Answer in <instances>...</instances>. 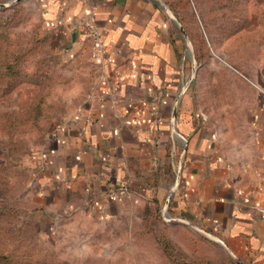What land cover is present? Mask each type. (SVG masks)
Listing matches in <instances>:
<instances>
[{"label": "crops", "instance_id": "crops-1", "mask_svg": "<svg viewBox=\"0 0 264 264\" xmlns=\"http://www.w3.org/2000/svg\"><path fill=\"white\" fill-rule=\"evenodd\" d=\"M22 2L73 82L42 144L21 160L19 204L46 228L43 240L58 248V227L81 217L105 220L118 242L124 218L160 210L187 256H203L207 238L238 264H264V59L226 72L205 59L191 71L176 0ZM89 13L105 45L100 62L78 24ZM31 92L16 87L8 110L26 108ZM155 256L149 264H177Z\"/></svg>", "mask_w": 264, "mask_h": 264}, {"label": "rangeland", "instance_id": "rangeland-1", "mask_svg": "<svg viewBox=\"0 0 264 264\" xmlns=\"http://www.w3.org/2000/svg\"><path fill=\"white\" fill-rule=\"evenodd\" d=\"M4 1L7 0H0V2ZM22 1L24 0L14 2L9 6L18 3V6L20 5V8H18L20 9L19 13L21 15L24 12L28 13V19L24 22V30L31 32L35 29L37 22L33 13L27 10ZM160 1L162 3L164 0ZM178 1L176 2L178 3ZM184 1H187V3H182L180 0L177 6L184 11L182 17L187 22L185 27L191 32L190 35L187 34L190 42V47L187 44L189 51H186L189 62L192 57L191 54L194 55L195 59V53L197 55L201 53L199 42L196 40L199 37V40L206 47L205 59L208 61L213 60L218 67L225 69V72L231 68L241 70L242 67H247L248 70H252L259 67L264 59V0ZM9 6L4 8L10 9ZM179 9H177L178 12ZM6 13L2 12L0 19L4 18ZM25 56L31 57L29 52ZM23 65L25 71H34L31 63L28 62V64L24 63ZM198 65L199 63L196 60L195 62L192 60L191 71L198 70ZM58 72L61 76L63 75L61 69ZM28 84L30 83H20L18 86L31 88ZM72 88L73 82L70 79L66 78L63 82L58 83L57 89H59L60 97L57 109L61 110L63 108L67 93ZM9 106V103L0 97V115L3 112L10 111L8 110ZM32 137L36 138L35 134ZM38 142L40 141L38 140ZM40 145L29 143L27 147L29 154L32 155L33 151L31 149L36 150ZM24 148L21 147V149ZM11 149L5 147L4 150H0V195L8 198L14 196V202L20 205L18 199L20 195L15 192L19 190L20 181L23 179L19 178L20 173L15 163L19 164L20 162L21 164L23 156L19 158L20 156L12 155ZM2 152L6 154L2 155ZM10 175H14V177H9ZM26 182L27 180H24L23 184ZM12 187L14 188L13 192H11ZM153 213L150 214V211L145 210L138 219L131 215L124 218L122 220L125 221L122 228L123 237L118 242L115 241V236L113 238L106 236L105 232L110 231L111 226L109 223H105V220L102 223L103 236H101V222L84 221L83 218L78 217L76 218L77 221H70L71 225L66 224L58 227L60 241L56 249H52L50 242L46 241V238L43 240V235L36 234L33 227L28 226L25 221H17L20 225L12 229L11 222L6 220V217L10 219V216L7 213H0V239H2L0 250L2 251L3 241L6 240L10 248L12 246L16 247V252L31 251L36 253L38 264H149L151 261L158 260L159 256L156 257L155 254H159L161 250L156 238L158 235H162L165 230L163 225L165 221L164 211L158 210L156 214ZM128 221H134V223ZM149 221L157 222L156 225H150ZM38 227L41 230L40 232L46 229L40 225ZM217 246H220V250L205 238V242L200 245V249L207 259L218 260L226 264L220 256L218 257L220 251L224 252L225 249L221 245ZM43 255L47 257H43ZM226 256L234 264H238L229 254H226ZM32 259L35 260L31 257L29 261Z\"/></svg>", "mask_w": 264, "mask_h": 264}, {"label": "trees", "instance_id": "trees-1", "mask_svg": "<svg viewBox=\"0 0 264 264\" xmlns=\"http://www.w3.org/2000/svg\"><path fill=\"white\" fill-rule=\"evenodd\" d=\"M179 2L180 0L178 3L176 2L175 5H172L173 11L178 21L186 26V19H183L182 14L180 15V9L177 6ZM9 7L10 9L2 8L0 10V14L2 12H7L4 18L0 19V97H2L4 101H7L12 91L20 83H30L28 85L31 86L32 92L30 102L26 108L3 112V114L0 115V132L2 133L0 136V150H4L5 147H10L13 152L11 154L20 156L19 158H21L22 156L30 155L27 148L29 143L42 144L51 125L52 115L59 106L58 99L60 93L59 89H57V85L66 80V78L63 79V76L58 72L59 64L50 59L49 49L45 44V37L41 36L36 31V26L31 32L24 30V22L28 19V13L24 12L21 15V13H19L20 9H18L20 5L18 6V3ZM177 9H179V12ZM196 40L199 42L201 53L200 55L195 53V60L200 63L205 59L204 54L206 52V47H204L202 41L199 40V37H197ZM28 52L31 57L25 56ZM23 62L27 64L28 62L31 63V67H34V71H25ZM1 83H3V85H1ZM34 134L36 138L32 137ZM38 140L40 142H38ZM21 147L25 148L21 149ZM36 150L31 149V151H33L32 153H35ZM4 154L6 153L2 152V155ZM15 166H17L18 172L20 173V177L18 175L16 176L23 179L20 181V188L25 180V169L20 162L19 164L15 163ZM9 177H14V175H10ZM13 191L14 188L12 187L11 192ZM14 201V196L8 198L4 195H0V213H7V215L10 216V219L6 217V220L11 222V228L15 229V227L20 225L17 221H25L28 226L33 227L36 234H39V228L33 219V212L22 208ZM149 223L150 225H154L153 222L149 221ZM0 241L2 242V239H0ZM156 241L163 254H165L170 261L177 264H223L218 260H209L205 255L187 256L178 246L167 238L165 230L162 235L157 236ZM3 242L2 251L0 250V264L39 263L36 259L38 256H35L36 253L31 251L16 252L15 246L10 248L7 244L8 241L5 240ZM213 246L218 247L217 245ZM219 256L226 264H234L222 250L218 257ZM31 257L35 258V260L32 259L29 261ZM43 257L47 256L43 255Z\"/></svg>", "mask_w": 264, "mask_h": 264}, {"label": "built area", "instance_id": "built-area-1", "mask_svg": "<svg viewBox=\"0 0 264 264\" xmlns=\"http://www.w3.org/2000/svg\"><path fill=\"white\" fill-rule=\"evenodd\" d=\"M81 31L83 33L84 39L89 44L88 55L90 59L94 61H102L104 59V43L101 39L100 31L97 26L93 23L91 18V14H87L83 19L78 22ZM261 90V89H260ZM180 165L177 167V174L179 176L180 173ZM177 176V177H178ZM127 190L126 185H122L121 189L118 191L119 194L124 195ZM115 195V192H113Z\"/></svg>", "mask_w": 264, "mask_h": 264}, {"label": "water", "instance_id": "water-1", "mask_svg": "<svg viewBox=\"0 0 264 264\" xmlns=\"http://www.w3.org/2000/svg\"><path fill=\"white\" fill-rule=\"evenodd\" d=\"M19 1H21V0H7V1H4V2H0V8H4V7H7V6H9L10 4H12V3H14V2H19ZM180 27V29H181V32H182V34H183V36H184V40H185V42L189 45V47H190V42H189V38H188V36H187V33L185 32V30L183 29V27L180 25L179 26ZM192 52V51H191ZM194 74H192V76H193ZM174 113H173V115H172V120H171V127H173V124H174ZM176 221H178V222H181V223H184V224H188V225H190L191 227L193 226L192 224H190L189 222H187V221H184V220H182V219H180V218H176ZM194 227V226H193ZM222 245H224L223 243H221ZM231 257L235 260V261H237V262H239V260L236 258V257H234L232 254H231ZM240 263V262H239Z\"/></svg>", "mask_w": 264, "mask_h": 264}]
</instances>
